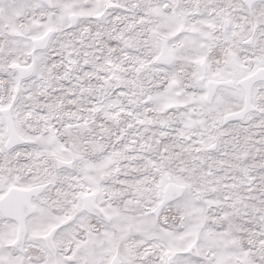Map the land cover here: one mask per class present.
<instances>
[{"label":"snow or ice","instance_id":"6c2138e0","mask_svg":"<svg viewBox=\"0 0 264 264\" xmlns=\"http://www.w3.org/2000/svg\"><path fill=\"white\" fill-rule=\"evenodd\" d=\"M0 264H264V0H0Z\"/></svg>","mask_w":264,"mask_h":264}]
</instances>
